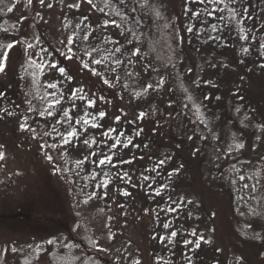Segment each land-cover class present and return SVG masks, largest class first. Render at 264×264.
I'll return each instance as SVG.
<instances>
[{
    "label": "rangeland",
    "instance_id": "374dc122",
    "mask_svg": "<svg viewBox=\"0 0 264 264\" xmlns=\"http://www.w3.org/2000/svg\"><path fill=\"white\" fill-rule=\"evenodd\" d=\"M3 1L19 34L0 49L4 264H43L76 213L110 264H264V0Z\"/></svg>",
    "mask_w": 264,
    "mask_h": 264
},
{
    "label": "trees",
    "instance_id": "16d2710c",
    "mask_svg": "<svg viewBox=\"0 0 264 264\" xmlns=\"http://www.w3.org/2000/svg\"><path fill=\"white\" fill-rule=\"evenodd\" d=\"M5 1L0 2V49L7 48V44L14 42L19 36L16 25L10 20ZM191 158L200 159L201 152L198 145L191 149ZM76 213L77 220L67 234V241L58 246L54 238L46 240L45 260L43 264H110L98 250V241L94 227L88 215ZM54 241L48 244L47 241ZM0 264L4 260L0 257ZM18 264H41L36 255L24 256Z\"/></svg>",
    "mask_w": 264,
    "mask_h": 264
},
{
    "label": "snow or ice",
    "instance_id": "6c2138e0",
    "mask_svg": "<svg viewBox=\"0 0 264 264\" xmlns=\"http://www.w3.org/2000/svg\"><path fill=\"white\" fill-rule=\"evenodd\" d=\"M0 2H2V0H0ZM31 2H32V0H28V3H31ZM87 2H88L89 4H92V0H87ZM124 2H125V0H120V3H124ZM192 2H193V3H198V4H204V3L206 2V0H192ZM213 2L219 4V3H223L224 0H213ZM230 2H231V0H230ZM40 3L43 4V3H44V0H40ZM76 6H78V5H69V7H76ZM48 7L51 8L52 5L49 4ZM223 10H224V9H222V8L219 9V11H221V12H222ZM8 11L11 12L12 9L9 8ZM100 11L103 12V9H100ZM192 14L195 15V16H197V17L200 15L199 12H193ZM85 19H87V17H85ZM107 23H109V22H106V25H105V26H107ZM110 23L115 24V21L112 20V21H110ZM214 27H215V26H213V28H214ZM187 30H188L189 32L192 31L191 28H188ZM121 35H123V34L121 33ZM242 38H245V37H242ZM85 39H87V37H85ZM67 42H68L69 44H72V43H73V38H72L71 36L68 37V38H67ZM13 46H14V45H13L12 43H9V44H7L6 47H7V49H11ZM28 47H32V45H28ZM68 51L71 52L72 49L69 48ZM117 51H119V49H117ZM138 51H139V50L137 49V50H135L132 54H133V55H137V54H138ZM7 57H8V51H4V53H3V58L6 59ZM66 58H67V59H72L71 56H66ZM94 63L99 64L100 61H94ZM49 67H56V65H55V64H51V65H49ZM83 67L87 68L88 65L85 64V65H83ZM41 68H43V66H41ZM3 71H4V63H3L2 60H0V72H3ZM58 71L61 73L62 76L65 74V69L62 68V67H61V68H58ZM92 74H93V75H98V73H96V71H95L94 69L92 70ZM68 79L71 80V77H68ZM104 82L107 83V81H104ZM49 87H51V88H55L56 85H55V84H50ZM149 87H151V85H149ZM77 91H81V90H77ZM73 95H75V92L73 93ZM81 99H85V98H84V97H81ZM189 99H190V97H189ZM57 103H59V101H57ZM94 104H95L94 101H92V100H88V106H89V107L94 106ZM73 107L75 108V105H73ZM48 115L51 116V115H53V114H52L51 112H49ZM67 115H68V114L65 113V117H67ZM98 115H99L100 118H104V117L106 116V113L103 112V111H101V112L98 113ZM143 115H144V114L141 113V114H140V118H142ZM119 119H120L119 117H116L117 122H119ZM83 123L88 124L89 121H88L87 119H85V120L83 121ZM91 126H92V127H100V125H97V124H92ZM24 128H25V125L22 124V125H21V129H24ZM114 131H116V129H114V128H109L107 131L103 132L102 135L111 138V135H110V134H111L112 132H114ZM136 134L139 135V132H137ZM75 135H76L75 132H68V136H69V137H73V136H75ZM122 135H124V133H122V132H121V133H118V135H117V137L115 138L114 142L111 143V144L109 145V148H110V149H117V148H119L120 146H122V147H124V148H128L129 145L132 144V141H131L130 139H128L126 142L121 141V140L119 139V136H122ZM93 142H95V141H93ZM65 143H66V144L70 143V140H67V139H66V140H65ZM89 143H90V142H89L88 140H85V141H84V144H85V145H89ZM241 147H242V145H241ZM93 155H95V153H93ZM0 159H3V153H0ZM48 159L51 160V157H48ZM121 162H122V163H130V161H123V160H122ZM105 163H112V157L105 156L103 159H99V161H98V165H97V166L104 165ZM160 163L163 164L164 161H160ZM126 176H127V173H125L124 176H121V177H119V178H120V179H124ZM144 178H145V179H148V177H144ZM102 186L106 187V186H107V182H104V184H103ZM124 194L127 195V193H124ZM157 195H159V192H157ZM169 227H170L169 224H167V223L164 224V228H169ZM176 235H177V232H175V231L171 232V237H175ZM191 235H193V236L196 235L195 230L192 231ZM201 239H203V237H201ZM161 242H163V238L161 239ZM47 243H48V244H53L54 241L49 240V241H47ZM183 243H184L185 245H188V244L193 243V242H192V241H188V240H184ZM195 247H196V248H199V247H200L199 242H195ZM37 248H39V246H37ZM12 251H15V249H12ZM99 251H104V249H99Z\"/></svg>",
    "mask_w": 264,
    "mask_h": 264
}]
</instances>
